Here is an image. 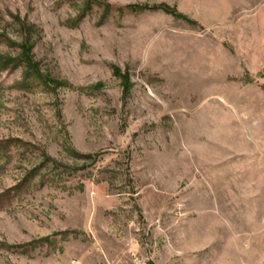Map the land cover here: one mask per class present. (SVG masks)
<instances>
[{"label": "rangeland", "instance_id": "1", "mask_svg": "<svg viewBox=\"0 0 264 264\" xmlns=\"http://www.w3.org/2000/svg\"><path fill=\"white\" fill-rule=\"evenodd\" d=\"M0 264H264V0H0Z\"/></svg>", "mask_w": 264, "mask_h": 264}]
</instances>
